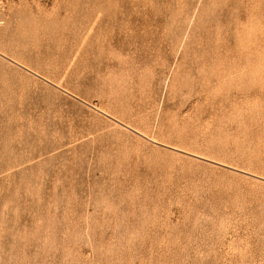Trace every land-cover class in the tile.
Masks as SVG:
<instances>
[{
    "label": "rangeland",
    "instance_id": "obj_1",
    "mask_svg": "<svg viewBox=\"0 0 264 264\" xmlns=\"http://www.w3.org/2000/svg\"><path fill=\"white\" fill-rule=\"evenodd\" d=\"M0 264H264V0H0Z\"/></svg>",
    "mask_w": 264,
    "mask_h": 264
}]
</instances>
